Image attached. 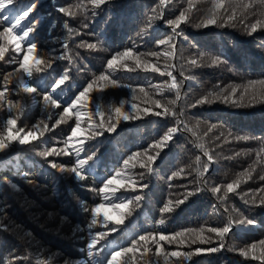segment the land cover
<instances>
[{"label": "trees", "instance_id": "16d2710c", "mask_svg": "<svg viewBox=\"0 0 264 264\" xmlns=\"http://www.w3.org/2000/svg\"><path fill=\"white\" fill-rule=\"evenodd\" d=\"M196 8L193 9L192 22L181 25V35L175 38L176 55L169 58V63L175 67L168 69L178 81H184L180 87V99L174 110L179 114L184 109V114L179 116L184 124L195 131H180L174 140L163 150L160 158L155 164V171L151 175H145L143 183L148 187L142 192H122L123 197L143 195L141 206L136 209L131 217L126 219L119 231L110 233L105 240L101 241L103 251L95 257V264H106L104 248L115 243L119 247H127L134 238L145 233L163 232L172 234L185 229H200L201 227H223L228 219H239L246 216L256 222L255 226L234 227V230L226 239L228 245L246 247L255 242L257 244L256 254L261 252L259 241L264 240V206L259 205V197L264 192H258L264 186V181L259 177L264 175V153L257 163V152L264 147V102L260 97L253 101L245 99L243 106H233L216 100L210 104H203L194 108L187 105L194 103L202 95L210 90L224 88L230 91L237 88L238 92L245 87L255 90L257 93L264 89L262 84H249V81L264 80V28H258L252 35H248L244 25L240 23H252L256 19H264L260 15L261 8L259 0H241L242 4H251L247 10L238 9L235 26L226 25L217 27L210 25L207 28L196 27L201 17L212 6V0H193ZM226 4L229 0H225ZM35 3L36 7L22 20L26 26H32L34 21L38 22L36 31L30 33L38 45V50L46 57L59 56L63 51V43L67 40L73 63L67 60H56L54 70L48 75L47 84L51 90L54 79L65 68H70V79L63 86L62 99L71 96L74 98L78 91L82 90L88 82L94 80L101 73H106L105 65L107 59L116 52L125 49H133L137 53H149L152 51L163 52V46H157L156 41L172 34V30L166 25L165 20L174 18L179 14L181 8L187 7L188 0H172L165 9L164 19L151 21L149 28V16L153 15L152 9L158 4V0H107V3L93 10L88 0H23L16 2L14 9L17 12L25 11L26 5ZM83 5V10L77 9L76 5ZM64 7L76 11V16H65L59 12ZM95 11L96 15H92ZM159 11V10H158ZM231 14V9H229ZM38 15H42L41 20ZM37 17V18H36ZM36 19V20H35ZM65 22L72 29L71 38ZM87 23L88 27H84ZM7 27L0 20V32ZM81 42H99L102 46L97 50L77 47ZM8 51L5 58L0 60V91H5V98L0 99V120L8 117V101H19L24 105L22 115L15 109L13 115H20L19 127L27 131L38 122L33 121V111L29 109V102L35 104L38 110H44L43 91H49L43 87V73H33L31 79L24 77L22 73H15L18 63H9L13 57L23 58L26 47L22 45L21 56H17L5 40ZM200 53L205 58L198 66H191L188 61L198 58ZM220 55L225 62L219 65H211L209 57ZM152 62H157L155 57H146ZM159 64L163 68L164 58H159ZM129 65L132 64L128 61ZM184 71L185 76H194L195 79L184 80L180 75ZM8 73H15L9 77L6 83L4 77ZM117 81L118 85L109 84L103 92L94 91L93 99L101 105L104 111L103 119L107 122L112 106H118L119 100L126 101L125 110L136 114L131 105L137 104L141 109L149 106L139 91L143 87L153 99H160L167 104L170 100H176V92H161L155 85L171 83L167 75L159 73H145L137 70L127 72L124 69L106 73ZM21 76L38 87L40 95L26 94L17 87V77ZM105 82L97 81L94 86L98 88ZM123 85H127L124 87ZM219 86V87H217ZM133 89L135 97L133 100ZM70 98V97H69ZM239 99L237 95L234 97ZM28 105V106H27ZM64 104L59 109H48L53 112V118L43 121L51 128L54 119L59 118L58 113L63 111ZM90 115L99 123L101 116L95 115V106L89 103ZM140 118L121 121L117 130L105 133L95 140L85 144L84 155H91L97 149L98 155L93 161H89V168L98 174L91 173L84 181H78L71 173H61L50 167V161L71 167L76 161V155L50 156L47 159L39 153L51 147L63 148V142L69 135L74 125L73 117L67 124H61L54 130L47 131L40 143L33 142L32 145H14L10 153L0 155V221L6 228L0 229V264H39L40 261L51 257V264H93L87 258L86 244L89 240L90 212L86 213L81 207V202H86L90 208L100 203V195L97 191L101 186L98 179L112 175L118 169H122L123 159L133 152L143 151L154 140L159 139L169 127L176 124V119L157 117L151 114H139ZM54 121V122H53ZM83 127H87L85 118ZM53 122V123H52ZM114 122V120L112 121ZM184 124L180 127L183 129ZM211 125H216L212 132H208ZM41 127L43 125L41 124ZM3 125L0 124V129ZM207 133V135H205ZM196 137H201L197 141ZM216 137H220L219 140ZM247 137V139H237ZM203 143L205 149L210 151L215 158L211 171L203 178L199 177L195 169L199 166L203 170V163L207 157L203 150L196 146ZM239 153V155H237ZM197 156L200 163L197 164ZM255 164L252 179L241 183L237 194L229 193L226 201L221 202L207 188L213 185L223 186L237 179L238 174L249 169ZM133 173L144 171L137 165L132 168ZM184 169L180 176L169 181L168 177L174 172ZM251 171V169H249ZM246 179V177H245ZM31 181V183H29ZM16 187H12V185ZM171 185V186H170ZM197 188L203 190L196 192ZM194 192V195L174 211L166 214L161 213V208L169 200L183 199L186 192ZM223 194V193H221ZM247 194V195H245ZM251 200L252 196L257 198V204H246L244 199ZM228 211H225V209ZM164 218L165 224L158 225V221ZM103 217H100L102 220ZM113 225H109L112 227ZM99 225L92 229L104 231ZM205 235H213L205 232ZM166 251H189L188 247H178L176 244L168 245L161 242ZM218 240L203 245H191L208 248L217 247ZM141 248L142 246L138 245ZM148 253L137 252L129 254L128 264H165L163 255L155 254V245L149 243ZM175 258H171L169 264H173ZM182 264H261L260 260H252L242 257L237 251H229L228 248L221 249L215 253H204L192 256Z\"/></svg>", "mask_w": 264, "mask_h": 264}, {"label": "snow or ice", "instance_id": "6c2138e0", "mask_svg": "<svg viewBox=\"0 0 264 264\" xmlns=\"http://www.w3.org/2000/svg\"><path fill=\"white\" fill-rule=\"evenodd\" d=\"M260 6L264 9V0H259ZM88 3L91 4L93 10L99 9L100 6L107 3V0H88ZM172 3V0H158V4L155 8L152 9L153 15L149 16V28L151 27V21L156 19H164L165 9L168 5ZM14 0H0V20L4 22H9L11 19H14L15 22L11 23L10 27H4L3 31L0 32V40H5L7 44L13 45V51L19 53L22 50V45L26 47L24 51L23 58L18 59L13 57L9 63H18V68L15 70V73H22L24 77L31 79L33 73H43L47 72L50 69H53V65L56 60H67L71 65L73 63V58L71 55V50L69 49L68 41L66 40L62 47L64 51L59 56H44L39 50L38 45L33 38L30 37V33H34L37 28L38 22H33L32 26H26L22 23V20L25 17L29 16V13L33 11L36 7L35 3H32L23 11V15L19 18H10L9 16L3 15L4 10L9 5H13ZM252 7L251 4H242L241 0H229L226 4L225 0H212V6L207 10V12L201 17L199 23L196 24V27L207 28L210 25H215L217 27H224L226 25L235 26L237 20V11L238 9L247 10ZM77 9L83 10V5L77 4ZM196 8V4L193 0H188L187 7L181 8L178 15H175L174 18H169L165 20L167 26L172 30V34L166 38H162L156 41L157 46H163V52L152 51L146 54L134 52L133 49H125L121 52H116L112 54L110 58L107 59L105 69L106 73L115 71L116 69H124L127 72H134L137 70L143 71L145 73H159L161 76L167 75L171 78V83L165 82L164 84L155 85V87L161 92L164 91H175L176 100H170L167 104L162 103L160 99H153L150 94L143 88L140 87L139 91L143 94L146 101H150L149 106L140 108L137 104L133 103L131 105L132 110L136 113L129 112L125 110L126 101L121 99L118 102V106H112L110 108V114L108 116L107 122L103 119L104 111L101 108V105L96 102L92 93L94 91L103 92V90L110 85L112 86H121L117 84L115 79H112L109 74L101 73L94 80L88 82L83 86L82 90L78 91L75 94L74 99H71V103H68L67 106L63 107V111L58 113L59 118L55 119V123L52 124L51 128L48 127V124L44 121H41L38 124H34L31 129L25 130L24 127L18 126V121L20 120V115L24 112V105L19 101L13 102L8 101V117L6 120H0V124L3 125V128L0 129V155L5 153H10L15 144L20 146L32 145L33 142L40 143L42 142L45 133L47 131L54 130L57 126L61 124H67L68 121L74 116L75 117V126L71 127V132L63 142V148L51 147L47 150L39 153L42 157L47 159L50 156H59V155H72L73 152L76 155V161L71 166H65L63 164H58L54 161H50V167L58 170L61 173H71L74 175V178L78 181H84L91 174L90 168L88 167L89 161H93L94 158L98 155V149L94 151L91 155H84L81 158V153L85 152V144L88 141L95 140L97 137L103 136L105 133L112 134L114 133L121 121L127 122L129 120H134L140 118L139 114L142 112L144 115H154L157 117L167 118L169 116L176 119V124L172 127H169L167 131L157 140H154L147 148L143 151H137L131 153L123 159V168L115 171L114 174L102 178L100 180L101 186L98 189H91L97 191V194L101 196L100 203H96L92 207H88L86 202H81V207L84 212H90V221L87 224L89 229V240L86 244V255L90 262L95 264V257L100 255L103 251L101 241L110 233H115L119 231V226L123 225L129 217L141 206V203L144 199L143 195H135L132 197H123L119 195L122 192H142L148 187L146 183H143L145 175H151L155 171V164L161 156V153L165 148H167L180 131H189L192 132L193 136H196L195 131L192 128H189L187 124L179 119V116L184 114V109L180 110L178 114L174 107L177 101L180 99V87L184 81H178L177 78L173 75L172 71L168 70L174 68V64H170L169 58H173L176 55V43L175 38L181 35V25L188 24L192 22V13L193 9ZM229 9H231V14H229ZM59 12L63 13L65 16H76V11L68 10L64 7H60ZM159 10V11H158ZM92 15H96V12L93 11ZM260 15L264 17V11L260 12ZM244 19L240 20V23L244 25L245 30L248 35H252L258 30V28H264V19H256L252 23H245ZM65 28L68 29L69 37L71 38L72 29L69 28L67 22H65ZM84 27H88L87 23L84 24ZM22 33V34H21ZM102 45L99 42L94 43H85L81 42L77 47H84L90 50H97ZM8 51V48L5 44H0V60L5 58V54ZM163 56L164 66L163 68L159 64V58ZM146 57H155L157 62H152ZM205 58L204 53H200L198 58H192L188 61L191 66H198L201 61ZM210 64L215 66L221 63H224L225 60L220 56H211L209 57ZM128 61H131L132 64L129 65ZM70 68H65L62 73L59 74L58 78L54 79V83L51 85L50 91H43V101L44 108L47 111L48 109H59L61 108L66 101L62 99L63 86L70 79L69 72ZM15 73H8L5 75L4 79L6 83L9 81V77ZM181 76L184 77V80L195 79L194 76H185L184 71H181ZM97 81L105 82L100 85L98 88L94 87L97 84ZM262 84L264 85V80L259 81H249V84ZM127 87V85H123ZM17 87L21 89L26 94H36L40 95L41 91L38 87L34 86L32 83H29L28 80L20 78L17 84ZM219 87V86H217ZM5 87V91H7ZM5 91H0V99L5 98ZM133 100L135 97V89H133ZM239 96V99L234 97ZM257 96L260 97V102H264V89L260 90L257 93L254 89L250 91L248 87H245L243 91L238 92L237 88H232L230 91H225L224 88H219V91L216 89L210 90L205 95H202L199 99H196L194 103L187 105L189 108H194L203 104H210L216 100H220L224 103H231L233 106H243L242 102L245 99L257 100ZM93 103L95 106V115L101 116L102 119L99 123H96L92 115H89L88 112L82 111L87 109L89 103ZM16 110L20 115H13V110ZM54 113L48 112V119L53 118ZM84 117H87V127L82 125L85 123ZM114 120V122H112ZM41 124L43 127H41ZM184 124L183 129L180 125ZM216 125H211L208 128V132H212ZM207 135V133H205ZM197 141L202 139L201 137H196ZM217 140L220 137H216ZM237 139H247V137H237ZM196 146L203 150V155L207 157V162L203 163V170H200L198 166L195 171L198 176L203 178L210 170V166L215 162L214 155L205 149L203 143H197ZM264 153V147H262L257 152V163L261 159V154ZM239 155V153H237ZM197 164L200 163V157L197 156ZM131 164L132 168H136L137 165L141 171L139 173H133L129 170L128 166ZM251 169V171L249 170ZM249 169H245L243 173L238 174L237 179L232 182L226 183L223 186L213 185L207 188L217 199L221 202L226 201L229 193L237 194V189L240 188L241 183H246L247 180L252 179V172L255 171V164L250 165ZM184 172V169H180L178 172H174L172 176H169L168 179L171 181L174 177L180 176ZM246 177V179H245ZM261 181H264V175L259 177ZM31 183V181H29ZM171 186V185H170ZM16 187V185H12ZM203 189L197 188L196 192H199ZM258 192H264V186L260 189H257ZM223 193V194H221ZM194 192H186L183 199H176L175 201L169 200L161 208V213L166 214L175 210L176 207L183 204L189 196L194 195ZM247 195V194H245ZM242 199L244 197L242 196ZM246 204L251 203L252 205L257 204V198L252 196L251 200L244 199ZM259 205L264 206V195L259 197ZM225 211H228L226 208ZM111 213V214H110ZM101 215L103 219L100 220ZM113 225L109 227V225ZM165 224V219L161 218L158 221V225L162 226ZM256 222L246 216H241L239 219L230 218L223 227H207V229L201 227L200 229H185L183 231H178L172 234H164L163 232L155 233H145L139 235L137 238H134L131 241V244L127 247L121 246L118 250L111 251L109 256L105 257L106 264H128V255H135L137 252H141V248L138 245L142 246V252L148 253L151 249L149 243L155 245V254L157 256L163 255L165 257V264H169L171 258H175L173 264H182L183 261L191 259L192 256H199L204 253H215L221 249L228 248L229 251H237L238 254L245 258H250L252 260H260L261 264H264V240L259 241L261 246V252L259 255L256 254L257 244L255 242L248 244L246 247H238L236 245H228L226 239L229 234L234 230L236 226H242L247 229L248 226H255ZM103 227L104 231H95L92 229L97 226ZM7 225H3V222L0 221V229L6 228ZM205 232L213 235H205ZM215 240L219 241L217 247H195L191 248V245H203L213 243ZM172 245L176 244L178 247H188L189 251L175 250V251H166L163 244ZM51 257L48 260L40 261L39 264H51ZM11 264V262H8ZM76 264H83L81 261H76Z\"/></svg>", "mask_w": 264, "mask_h": 264}, {"label": "rangeland", "instance_id": "374dc122", "mask_svg": "<svg viewBox=\"0 0 264 264\" xmlns=\"http://www.w3.org/2000/svg\"><path fill=\"white\" fill-rule=\"evenodd\" d=\"M21 1H23V0H14V4L13 5H9L7 8H6V10H4V13H3V15H5V16H9L10 18H19V17H21L22 15H23V11H20V12H17L15 9H14V6H15V3L16 2H21ZM29 5L27 4L26 5V8L28 7ZM37 17H40V19L39 20H41V18H42V15H38ZM36 17V18H37ZM36 20V19H35ZM4 22V21H3ZM15 22V20L14 19H11L9 22H4V24L7 26V27H10L11 26V23H14ZM34 22H36V21H34ZM22 34V33H21ZM30 37L31 38H33V36H31L30 35ZM9 46H10V48H11V50L13 49V45H11V44H8ZM13 51V50H12ZM14 52V51H13ZM17 56H21V51L19 52V53H17V52H14ZM53 70H54V66H53V69H50L49 71H47V72H44V74H43V76H42V78H43V80H44V82L42 83V85H43V87H45V88H48L49 89V87H48V84H47V80H48V75L51 73V72H53ZM20 76H18L17 77V83H18V81H19V78ZM21 78H23L22 76H21ZM49 91H50V89H49ZM70 97V98H69ZM67 99H66V102L67 103H65L66 104V106H67V104L68 103H71V99H74V98H72L71 96H69ZM28 105H29V109L30 110H34L33 111V121L32 122H38V123H40L41 121H43L44 119H46V118H48V111H46L45 109L44 110H38L37 108H35V104L33 103V102H29L28 103ZM27 105V106H28ZM82 111H86V112H88L89 113V115H90V107H87V109H83ZM85 118H87V117H84V120H85ZM55 119H57V118H55ZM55 119H54V121H55ZM73 119H74V125L73 126H75V117L73 116ZM53 121V122H54ZM52 122V123H53ZM70 132H71V129H70ZM70 132H69V134H70ZM211 168H212V164H211V166H210V170L209 171H211ZM90 172L91 173H94V174H98V172L97 171H95L94 169H92V168H90ZM101 179H98V181H100ZM100 202H102L101 201V196H100ZM111 214V213H110ZM102 217H103V215H101ZM113 250H118V246L115 244V243H111V244H109V245H107L105 248H104V252H105V254L106 255H110L111 254V251H113Z\"/></svg>", "mask_w": 264, "mask_h": 264}]
</instances>
